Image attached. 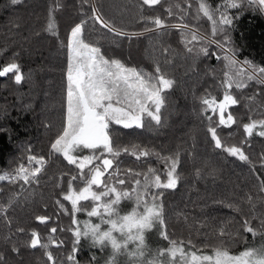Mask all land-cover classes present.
<instances>
[{
  "label": "trees",
  "instance_id": "obj_1",
  "mask_svg": "<svg viewBox=\"0 0 264 264\" xmlns=\"http://www.w3.org/2000/svg\"><path fill=\"white\" fill-rule=\"evenodd\" d=\"M61 2L62 9L54 14L59 38H54L42 31L46 23L47 9L52 6V0H21L17 5H12L10 0H0V51L3 52L0 55V66L6 64L9 58L16 54L17 62L26 76L20 85L15 84L11 74L0 78V130H2L0 131V173L13 171L21 164L28 167L29 155L43 156L48 160L50 140L60 121L66 89L64 76L66 49L60 48L59 45L62 40L66 43V34L70 26L80 19L79 0H61ZM97 2L102 6L105 18H111L118 27H124L126 31H142L143 23L133 22L136 11L132 9L129 0H97ZM206 2L215 9L220 7L224 0H206ZM177 4L181 7L187 6L185 0H167L155 10L145 9V15L159 14L164 16L167 23H180L182 22L180 12L175 7ZM170 5L173 6L176 18L168 17L165 12ZM197 6V0H193L192 12L183 17V22L198 30L202 36L213 38L211 22L203 17L199 20L194 18ZM87 7L85 5V9ZM227 11L235 19L234 27L230 28L231 40L225 43L226 51H221L212 45L209 55L201 57L195 63L187 58L182 37L176 29L160 37L159 42L153 40L150 44L151 38L143 36L132 41L131 44L124 40L120 46L110 43L111 37L105 35L107 30L87 33L88 39L93 44H99L106 58L109 56L118 58L126 66L154 72L153 56H155L160 61L167 78L173 81L172 87L162 93L165 107L161 112L167 118L164 126L153 123L149 128L146 117V126L139 129L113 127L120 133L117 142L123 146L130 147L132 144H137L159 153L161 157H169L180 150L181 161L178 164V173L181 179L178 180L176 189L163 190L161 203L164 207L166 224L161 230L169 235L170 239L179 241L180 246L186 247L188 251L193 250L188 244L191 240L203 253L211 251V245L218 243L219 228L226 221L232 218L240 219L238 214L226 204H239L247 213L249 206L244 203L243 197L247 193L256 195L253 188L254 184L259 183L256 177H264V169L259 168L258 161H256V169L250 171L248 164L215 149L210 142V136L206 134L207 120L200 114L201 97L215 96L218 100L222 98L224 90L221 83L224 72L229 71L225 67L223 56L227 54L229 46L232 54L240 62L238 67H243L242 62L245 60L264 67V14L250 9ZM96 28L99 29V26L96 25ZM214 38L221 41L224 39L222 33ZM165 47L171 51L164 52ZM213 53H218L220 58L218 59ZM230 91L240 103L232 106L229 111L241 123L248 122L250 116L256 119L264 118L262 115L264 87L249 82L244 89L233 87ZM253 94L256 95L255 102L251 100ZM208 115L213 114L209 112ZM217 120L218 116L213 115V122ZM46 122L52 125L51 133L46 131ZM218 131L221 138L229 145L238 144L244 138L242 127L239 125H233L232 128L221 127ZM230 133L232 135H229ZM249 139L251 142L245 145V148L255 161L264 151V138L254 135ZM47 163L36 184L25 185L22 181L16 184L0 182V203L7 206L9 197H15L14 206L7 210V215L11 218L10 226L0 220V252L7 256V264H38L44 259L43 250L40 248L33 250L21 247L19 255L12 253L11 242L5 243L3 240L4 236L10 234L14 242L23 245L31 231L36 230L42 242H47L49 235L65 241L62 247H50L54 255L60 257L71 250L72 234L60 231L51 234L50 229L54 226L59 229L70 223L69 216L62 213L56 201L60 200L70 210V203L63 201L62 191L67 190V182L77 170L75 166L68 165L62 157L50 159ZM117 164L121 176L129 168L146 172L148 167H153L162 175V179L166 178L163 176L164 162L156 157L141 158L137 161L135 157L121 152ZM197 169L201 171L200 176L195 175ZM140 179L143 181V176ZM132 184L134 180H129V187ZM81 186L83 185L79 179L74 182V187ZM81 203L90 210L91 202ZM135 205L133 198L130 201H122L118 208L121 215H125L135 208ZM137 210L143 211V208ZM257 211H264V204H257ZM38 215L50 219L41 224L35 219ZM78 219L99 223L98 218H89L86 212L79 213ZM205 224L207 226H204ZM254 224L258 225V221ZM80 227L82 228L83 225ZM17 228H24L26 231L16 235ZM243 236L244 241L235 243L230 253L264 240L259 235L253 237L244 233ZM147 238L150 239V243L147 244L151 250L148 253L149 259L155 250L168 247V241L159 235L156 228L152 229ZM89 245L90 240L85 238H81L77 245V259L80 264H89L90 257L94 253L99 264H104L110 248L108 253L106 249L101 252L100 249L91 248ZM134 247V244L129 243V250ZM117 262L131 264L127 255L118 256Z\"/></svg>",
  "mask_w": 264,
  "mask_h": 264
},
{
  "label": "snow or ice",
  "instance_id": "obj_2",
  "mask_svg": "<svg viewBox=\"0 0 264 264\" xmlns=\"http://www.w3.org/2000/svg\"><path fill=\"white\" fill-rule=\"evenodd\" d=\"M129 2L132 9L136 11L133 22H142V31H126L124 27H118L111 18H105L103 8L97 0H79V22L70 26L66 34V43L62 40L59 45L60 48L66 49L64 71L66 89L60 121L50 140L48 160L62 157L68 165L75 166L77 171L68 180L67 190L62 191L63 201L70 203V210L60 200L56 201L62 213L69 216L70 223L59 229L54 226L50 229V233L55 234L58 231L71 233L73 237L71 250L60 257L54 255L50 247H62L65 241L49 235L47 242H42L36 230L31 231L23 245L14 242L11 234L3 237L4 242H11L10 251L16 255L20 254L21 247L42 249L44 259L38 264H80L77 259V245L81 238L90 240L89 247L98 248L101 252L110 248L104 264H118L117 257L123 255L130 258L131 264H264V244L259 248L246 245L245 250L238 255L230 254V249L235 243L244 241V233L251 234L253 237L259 235L264 239V211H257V204H264V177H256L259 181L253 185L256 195L247 193L243 197L244 203L249 206L247 213L239 204H226L238 214L240 219L232 218L219 228L220 239L218 243L211 245V254L201 252L191 240L188 244L193 250L188 251L186 247L180 246L179 241L170 239L169 235L161 230L166 224L164 207L161 203L163 190L177 188L178 180L181 179L178 173L181 152L178 149L169 157H161L159 153L137 144H132L130 147L123 146L117 142L120 133L113 126L122 129H139L146 126V117L148 118L147 127H152L153 123L164 126L167 118L161 112L165 107L162 93L172 87L173 81L167 78L160 61L155 56H153L154 72L150 73L143 69L126 66L118 58L110 56L106 58L99 44H93L87 37L89 32L107 30L105 35L110 36V43L116 46H120L124 40L131 44L132 41L143 36L150 37L151 44V41L159 42L160 37L176 29L182 37L187 58L195 63L201 57L209 55L212 45L221 51H226L225 43L231 40L230 28L234 27L235 19L228 14V9H250L264 14V0H224V3L215 9L206 0H197L198 6L195 9L194 18L199 20L203 17L211 22L213 38L202 36L198 30L183 22V17L192 12L193 0H185L186 7L175 5L180 12L182 21L180 23H167L164 16L159 14L145 15V9L155 10L167 0H129ZM10 3L17 5L21 3V0H10ZM85 5L88 6L87 9ZM62 7L61 0H52V6L47 9L46 23L42 28L43 32L54 38H59L54 14ZM165 12L168 17L176 18L173 6L170 5ZM221 33L224 37L223 41L214 38ZM163 51L171 50L165 47ZM2 54L3 52L0 51V55ZM213 55L220 58L218 53ZM223 61L229 71L224 72L221 83L224 90L222 98L218 100L215 96L201 97L200 114L207 120L206 134L210 136V142L215 149L248 164L250 171L256 169V161L259 162V168L264 169V151L254 161L245 148V145L251 142L249 138L254 135L264 138V118L256 119L250 116L248 122L241 123L229 111L232 106L240 103L230 89L233 87L244 89L249 82H255L264 87V67L248 60L242 62L243 67H238L240 62L232 54L230 46L227 54L223 56ZM166 62L170 63V61ZM9 74L17 85L26 79L21 65L17 62L16 54H13L6 64L0 66V78L7 77ZM251 100L255 102V94ZM209 112L218 116L215 123L213 115H208ZM233 125L242 127L244 138L238 144L229 145L221 138L218 129L232 128ZM45 128L46 131L52 132L51 124L46 122ZM121 152L135 157L137 161L148 157L162 159L165 165L163 176L166 178L162 179V175L153 167H148L146 172L129 168L121 176L117 164V158ZM48 160L43 156L29 155L28 167L21 164L13 171L0 173V182L37 183ZM195 175H201L200 169L196 170ZM141 176L143 181L140 179ZM78 179L83 186L77 188L74 187V182ZM129 180H134V184L130 187ZM133 198L136 207L132 208L128 214L121 215L118 206L122 201H130ZM14 201L15 197L10 196L7 206L0 203V220L9 226L11 218L8 217L7 210L14 206ZM81 202H91L90 210ZM140 207L143 211L137 210ZM82 212H86L89 218H98L99 223L79 220L78 214ZM35 219L44 224L50 218L38 215ZM255 221H258V225L254 224ZM80 225L83 227L81 228ZM102 225L108 227L104 229ZM153 228H156L159 235L168 241V247L155 250L149 259L148 253L151 250L145 242V232ZM25 231L24 228H17L16 235L23 234ZM114 233H119L122 239L118 240ZM133 242L135 247L129 250L128 245ZM0 264H7V256L3 252H0ZM89 264H99L95 253L90 257Z\"/></svg>",
  "mask_w": 264,
  "mask_h": 264
},
{
  "label": "rangeland",
  "instance_id": "obj_3",
  "mask_svg": "<svg viewBox=\"0 0 264 264\" xmlns=\"http://www.w3.org/2000/svg\"><path fill=\"white\" fill-rule=\"evenodd\" d=\"M85 154H87L86 152H85ZM51 161H49V163H50ZM47 165H48V163H47ZM46 165V166H47ZM34 184H36V183H34ZM25 185H27V184H25ZM136 206V205H135ZM98 222H99V219H98ZM104 226V229H106L108 226L107 225H103ZM151 231L152 230H149V231H146L145 232V242H146V244H149L150 242V239L149 238H147V236L151 233ZM114 235L117 237V239L119 240V239H121L122 237L120 236V234L119 233H114ZM132 244H134L135 245V242H133ZM262 244H264V240L263 241H260V242H257V243H253V244H250L251 246H254V247H256V248H259ZM245 248H246V246L245 247H243L242 249H240V250H238V251H236V252H233V253H230V254H233V255H238L241 251H244L245 250ZM107 250V252L109 253V248L108 249H106ZM106 252V253H107ZM105 253V254H106ZM205 254H211V251H207V252H204ZM104 255V254H103ZM162 258V257H161Z\"/></svg>",
  "mask_w": 264,
  "mask_h": 264
}]
</instances>
